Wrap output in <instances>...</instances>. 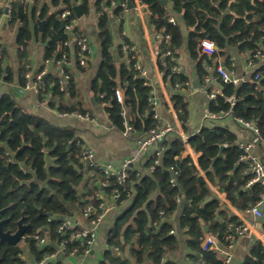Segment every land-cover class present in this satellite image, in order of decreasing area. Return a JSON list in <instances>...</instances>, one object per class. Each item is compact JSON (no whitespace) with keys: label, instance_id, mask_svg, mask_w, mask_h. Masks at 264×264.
<instances>
[{"label":"trees","instance_id":"16d2710c","mask_svg":"<svg viewBox=\"0 0 264 264\" xmlns=\"http://www.w3.org/2000/svg\"><path fill=\"white\" fill-rule=\"evenodd\" d=\"M78 1L81 0H53L54 5L63 7L48 16L46 9L38 13L36 9L26 7L21 0L11 2L10 21L21 20L17 40L22 45L19 53V73H22L23 85L29 81L26 75L30 63L28 47L34 36L46 43L45 59L56 61L65 55L70 60L69 46L64 45V42L71 37L65 28H62L61 15L66 9L72 12L64 19L65 24L77 17L74 4ZM114 1L117 3L113 4ZM140 1L148 5L156 30L164 36L170 35L168 44L166 39H162L165 45L162 48L164 52L170 50L172 56H163L160 53L159 66L164 73V79L172 88L178 83L181 84L180 88L174 90L172 100L179 117L182 120L187 119L188 101L181 89L189 81V76L172 70L176 65L175 59L172 58L177 56L176 51L183 43L181 27L177 22L170 20L168 9L160 0ZM171 1L176 10L182 12L185 24L190 28L189 47L193 56L198 58L197 74L203 84L209 76L204 63H212L206 56H199L203 38L213 39L222 54L226 53L228 44L238 46L241 51H249L253 56L261 50L260 44H264V0ZM82 3L87 12L89 0H82ZM122 3H127V0H96V5L102 9L98 24L102 63L95 87L104 95L113 125L121 131H126L127 127L131 126L132 131L143 136L159 124L154 117L155 112L150 101L153 95L152 85L134 66L136 57L118 67L111 50V19L125 10L126 6ZM38 18H46L42 30L39 29ZM74 33H81L77 26ZM77 63L79 68L83 67L78 57ZM65 69L71 74L68 88L61 90V76L50 71L44 77L46 88L39 92L40 99L47 100L49 94L59 98L66 93L75 96L76 83L72 67L66 66ZM13 73V68L3 62L0 66V79L10 82L13 80ZM219 80L221 92L211 99L209 111L220 113L230 110V114L233 113L236 118L256 121L264 139V68L255 71L250 81L239 85L224 82L222 77ZM119 87L123 91L122 102L117 101L115 96ZM208 91H211V87H208ZM230 97L235 98L234 104L229 100ZM55 102L52 101V105H55ZM59 110L62 113L73 112L70 107L62 105ZM78 111L80 114L88 112L83 107ZM235 140L236 135L223 126H203L196 133L190 134L189 144L201 152L197 166L192 157L184 156L187 144L181 135L176 134L169 139L167 136L159 144L161 153L154 152L143 163L144 168L148 170L146 173H143V168L133 167L124 182L113 176L104 186L100 183L106 179L103 170L91 164L90 171H94L98 176H93L92 182H87L84 192L80 194L79 185L86 177L84 155L87 148L76 134V129L53 125L45 117L27 111L12 95L2 94L0 201L2 207L9 206L7 212L12 214L13 220L22 214L27 216L31 228L25 235H47L49 240L51 239L52 242L44 247L38 245L35 239L27 240L37 261H40L55 253V243L59 246L65 243L68 255L76 247L79 252L87 249L86 242L71 240L73 230L58 231L66 218L73 215L66 202L84 210L88 205L96 207V213L88 217V220H91L104 211L100 207L103 199L99 197L98 192L106 191L114 195L118 192V203L130 200V204L111 227L108 247L99 264H177L168 257L179 245L177 236L170 233L174 228L171 216L179 206V198L184 196L190 203L185 207L181 225L189 235L188 246L192 251L191 255L198 262L202 259L212 264H224V260L214 251L202 249L206 236L203 223L208 224L209 230L224 240L242 222L235 215H225L223 220L216 219L223 213L218 212L221 203L215 198L206 201L211 195V189L200 171H205L210 181L224 183L223 189L227 192L229 200L239 208L246 209L256 203L262 189L259 184L247 186L251 175L245 173L247 165L240 161L242 150L235 144ZM222 144L226 145L224 156L218 158L210 169ZM156 160L158 163H155ZM231 173L235 175V180H231ZM44 227H48L49 231H43ZM117 247L119 251L115 249ZM123 252L128 254L124 256ZM24 253L20 246L6 249L1 245L0 264H23L27 262ZM49 264L64 263L51 261ZM245 264H264V245L260 241L257 240L253 244Z\"/></svg>","mask_w":264,"mask_h":264},{"label":"crops","instance_id":"0c3cea01","mask_svg":"<svg viewBox=\"0 0 264 264\" xmlns=\"http://www.w3.org/2000/svg\"><path fill=\"white\" fill-rule=\"evenodd\" d=\"M14 0H0V48L3 51L4 63L14 70L13 80L7 82L0 79V95L10 94L13 98L27 111L45 117L53 125L59 127H70L76 129V134L84 141L85 146L93 154L94 166L112 163L119 168L126 157H128L136 148L137 140L141 137L138 132L121 131L117 129L110 120L107 112V104L104 100V95L101 90L95 87L97 73L102 63L101 41L99 37V18L102 9L96 5V0H89L87 12L84 9L82 17H77V27L82 34L89 37L90 53L88 55L87 63L82 67H78L76 46L69 45V54L71 60V67L76 83V94L72 97L66 93L62 98L47 95V100L40 99L39 93L36 92L32 83L23 85L21 83L22 73H19V53L22 50V45L18 43L17 34L21 25V20L11 22L8 20L5 13V5ZM135 7L125 10L118 16L111 19V31L113 36V44L111 47L114 60L119 67L127 61L126 53L122 48V40H128L135 47V57L146 70L149 83L152 85L153 96L158 103V112L160 113L164 122L170 123L175 130L168 134V139L179 134V132L186 135L196 133L203 126L215 127L223 126L228 128L236 135V145L246 143L253 137V132L246 128L242 123L237 121L236 116L231 113L217 118L208 116L209 104L211 101L210 92L221 88L220 75L217 72V66H224L228 71L232 72L235 77L239 78L241 82L250 81L255 71L264 68V44H260L261 54L253 56L249 51H241L238 46L228 44L225 48L226 53L220 52L219 46L215 43L216 52L213 54L206 53L202 50L200 57L206 56L210 62L204 63L209 71V76L206 77V83L201 81L197 74L198 58H195L189 47V31L190 28L185 24L182 12H178L171 0L167 4L169 18H174L175 22L179 24L182 31L183 43L176 51L175 62L178 67V72H182L189 76L182 87V92L185 94L188 101V118L182 120L174 106L172 95L175 87L172 88L170 84L164 79V73L159 66L160 53L164 55L163 42L156 38V28L151 20V11L147 4L140 0H133ZM82 2L78 1V3ZM26 7L36 9L38 13L46 9L47 16L59 11L63 5H54L53 0H30ZM83 5V3H82ZM231 11V10H230ZM46 16V18H47ZM46 18L40 19L44 23ZM43 23V25H44ZM39 26V25H38ZM203 39H211L209 37ZM214 41L213 39H211ZM168 44V40L166 41ZM215 42V41H214ZM45 46L46 43L41 38L34 36L28 47V57L30 63L28 64L29 81L33 82L35 75L41 71L45 61ZM163 56H161L163 58ZM251 61V63H250ZM173 66V67H174ZM50 71L55 73L57 71L56 65H52ZM176 72V71H175ZM216 74V75H215ZM218 74V75H217ZM198 81L200 87L193 83ZM185 82V81H184ZM211 87V91H208ZM178 89V88H177ZM52 101H56L52 105ZM70 107L73 112L62 113L60 106ZM86 109L91 117L81 118L78 116V109ZM186 128V129H185ZM184 156H190L197 166H199V157L201 152H198L192 147L189 142ZM226 147V145H225ZM158 147H152L147 151L144 157L134 164V168H143V173L148 170L144 168L143 163L149 159V156L156 152ZM253 154L257 155L264 163V140L260 141L253 148ZM161 153V152H160ZM92 164V165H93ZM202 177L205 178L210 185L211 195L206 201L217 199L221 203L219 214L216 219L223 220L225 215H235L238 219L246 224L252 236L251 240L248 236L239 237L232 248H228L225 238L224 240L218 236L217 233L209 230L208 224L203 223L205 235H210L216 241V250L214 252L221 259H225V253L231 254V260L224 262V264H245V260L251 253L253 244L258 240L264 245V216L257 218L249 208L242 209L234 205L228 198L227 192L223 187L224 183L219 181L212 182L208 179L206 172L201 170ZM97 175L94 171H90L85 175V179L79 185V193L84 192L86 183L92 182L93 176ZM98 176V175H97ZM231 180H235V175L231 173ZM106 205L103 217L97 224V235L94 245L91 247L89 253H77L68 255L56 243L53 245L56 249L55 257L52 259L54 263L63 261L64 264H99L103 259V253L108 247V237L111 227L114 225L118 216L128 207L130 200L118 203L117 197L114 194L106 191H100ZM240 202V199L237 198ZM179 206L171 216V221L174 226L172 235H176L179 240V245L176 249L169 253L168 257L174 260L177 264H198L199 262L191 255V249L188 246L189 235L186 233V228L181 225V217L184 213L185 207L189 205V201L184 197L179 198ZM67 207L73 212V215L68 216L80 227H90V221L85 216L84 209L79 206L66 202ZM264 211V205H263ZM47 228V230L45 229ZM43 231L48 232V227ZM171 230V231H172ZM47 236V235H46ZM51 239L47 241L50 244ZM20 246V245H18ZM21 247V246H20ZM44 247V246H43ZM25 253V258L30 264H36L37 259L30 245L25 244L21 247ZM119 251L118 247L115 248ZM124 256L128 252L124 253ZM196 255H199L196 253ZM197 261V262H196Z\"/></svg>","mask_w":264,"mask_h":264},{"label":"built area","instance_id":"2783aa9c","mask_svg":"<svg viewBox=\"0 0 264 264\" xmlns=\"http://www.w3.org/2000/svg\"><path fill=\"white\" fill-rule=\"evenodd\" d=\"M24 4H28L30 2V0H21ZM117 2L114 1L113 4H116ZM124 6H126V3H122ZM5 8L8 9V14H7V18L8 20H11V9H12V3L8 2L5 5ZM72 14V12L69 9H66L61 17L62 19H66L67 17H69ZM172 22H175L174 18L170 19ZM77 25V17H73L69 23L65 24V31L67 34L70 35L71 39L67 40L64 42V45L69 46L71 44H74L76 46V49L78 48L77 52H76V56L79 58L80 61V65L84 66L87 63L88 60V55L90 53V40L89 37L85 34H75L74 33V28ZM164 35L161 34V32H156V38L159 40L162 39H166V41L170 38L169 34H166L164 37ZM201 46H202V50H204L206 53L209 54H213L216 52V47H215V42L212 41L211 39H203L201 42ZM122 48L124 50V52L126 53L127 56V61L130 62L131 59L135 58V47L126 39L122 40ZM259 54H261V50L259 49L255 56H258ZM164 55L166 56H172V52L170 50H167L164 52ZM174 59V58H172ZM4 62V55H3V51L0 48V66L2 65V63ZM251 63V61H250ZM56 65L57 68V73L61 76L60 79V87L61 90H66L69 86V82L71 79V74L69 72L66 71L65 67L66 66H71V60L67 59V57L64 55L62 58L54 61L52 59H45L44 61V65L41 69L40 72L37 73V75H35V79L33 82V78L32 80L28 81V85H30L32 83V86H34L35 90L37 93H39L40 91H44L46 86L44 83V77L47 73L50 72V68L52 65ZM134 66L136 67V69H138L140 71V73L146 77L147 76V70L138 62L136 61ZM173 71H178V67L174 66L172 68ZM217 72L218 74L222 77L224 82H230V83H234L236 85L241 84V80L237 77L234 76V74L230 71H228L224 66H217ZM260 72L257 74L259 75ZM27 77H29V74L27 75ZM181 84L178 83L175 86V89L180 88ZM221 92V88L214 90L210 93V97L213 99L217 96L218 93ZM115 96L117 101L122 102L123 101V91L122 89L119 87L116 89L115 91ZM152 106H153V111L155 112L154 117L158 120V126L151 129L147 134H144L143 136H141L138 140H137V146L135 148V150L124 159V161L122 162V165L117 168L116 166H114L112 163H106L103 165H98V167H100L104 174L106 179L101 181L100 183L102 185H107V183L109 182V178L110 177H117V179L120 182H124L130 171H132L133 166L136 162H138L139 160H141L144 155L147 153V151H149V149H151L152 147H158L156 152L160 153L161 152V148H159V144L168 136V134L175 130V128L167 122H164L160 113L158 112V103L156 101V99L154 98V96L152 95V97L150 98ZM229 100L231 101L232 104L235 103V98L234 97H230ZM230 110L229 111H222L220 113H215V112H208V116L211 118H217V117H221L227 114H230ZM78 116L81 118H90L91 115L89 112L87 113H83L80 114L78 113ZM237 121L242 123L246 128H248L249 130H251L253 132V137L246 143H240L238 146L239 148L242 150L241 156H240V161L245 163L246 166V170L245 173L250 174L251 175V179L249 180L247 186H252L254 184H259L262 191L260 193L259 199L256 203H254L253 205H251L249 207V210L257 217V218H262L264 216V211H263V205H264V163L263 161L255 154H253V148L255 147V145H257V143H259L260 141H263V137H262V133H261V129L260 127L257 125L256 121L254 120H245L243 118L238 117ZM126 131L130 132L132 131V127L128 126ZM199 131V130H198ZM179 135H181V137L183 138V140L185 141V143H188V138L189 135H186L184 133L179 132ZM87 158L93 159V154L92 152L87 149L84 155V160L86 161ZM155 163H158V160L155 161ZM93 164V162H92ZM154 167V166H153ZM152 169V168H151ZM120 194L117 192L115 193V197H119ZM99 197L101 199H103L101 197V195L99 194ZM100 207L102 209H106V205L104 203V201L102 200V202L100 203ZM97 208L93 207L92 205H88L85 210V216L88 218L91 214L96 213ZM103 211V213H104ZM103 213L102 214H98L95 218H92L90 221V227H81L79 229L80 226H78L77 223H75L73 220L71 219H66L64 221V223L62 225L59 226L58 231H65L67 229H71L73 230L72 235H71V240H81L82 243H84V239L86 240V243L91 246L92 244L95 243L96 240V235H97V224L100 222V220L103 217ZM174 230L171 231V233H173ZM248 236L251 240L254 239V237L251 234V231L249 229V227L246 224L241 223L240 225H237L232 232H230L226 239V244L228 248H232L237 239L239 237L242 236ZM24 240H28V239H35L37 244L40 246H45L47 241L49 240V237L44 235L41 236L39 234H27L24 235ZM61 249L63 251H66V244L62 243L60 245ZM202 249L203 250H209V251H214L216 250V241L214 240V238L210 235H207L204 237L203 242H202ZM90 249H84L82 251L79 252V248L76 247L72 253L70 255H74L77 253H89ZM56 253H52L49 256H46L45 258H43L40 261H37L36 264H49L52 259L55 257ZM23 260H25V258H22ZM231 260V254L229 252L225 253V259L224 262H229ZM23 264H28L26 261ZM198 264H212L210 262H206L204 260H200V262Z\"/></svg>","mask_w":264,"mask_h":264},{"label":"water","instance_id":"95a60500","mask_svg":"<svg viewBox=\"0 0 264 264\" xmlns=\"http://www.w3.org/2000/svg\"><path fill=\"white\" fill-rule=\"evenodd\" d=\"M167 1L168 0H161V2L163 4H167ZM134 7H135L134 1L133 0H127L126 8L127 9H132ZM74 10H75L76 16L78 18L82 17L83 14H84L82 2H80L78 4H74ZM19 12H20V15H21V7H19ZM5 13H6V15L8 14V9L7 8L5 9ZM43 23L44 22L42 20L38 19V25H39V29L40 30L43 29ZM64 27H65V23H64V20H62V28H64ZM193 84L195 86H198V88L200 87V83L198 81H195ZM184 120H186V119L184 118ZM224 148H225V144H222L220 146L219 154L213 159V163H212L210 169L213 168V164L218 158L224 156L223 155ZM85 162L86 163H85L84 173H85V175H88L89 172H90V167H91V164H92L93 160L90 159V158H87ZM3 211H1V212H3ZM51 215H53V213H51ZM5 220L0 221V239L1 240H5V241H7L8 243H10L12 245H19L22 242L23 236L25 235V231L27 232V229L30 228L31 225L30 224L21 225V221H20L19 222L20 226L15 232H12L11 230L4 231L3 227L1 226V223H3ZM45 229L47 230V228H45ZM40 230L41 229H38V231H40Z\"/></svg>","mask_w":264,"mask_h":264},{"label":"flooded vegetation","instance_id":"af4514ba","mask_svg":"<svg viewBox=\"0 0 264 264\" xmlns=\"http://www.w3.org/2000/svg\"><path fill=\"white\" fill-rule=\"evenodd\" d=\"M8 210H9V206L2 207V202L0 201V221L6 219L3 223H1V226L3 227L4 231L11 230L12 232H15L20 226V224H19L20 221H21V225H27V224L31 225L27 216H25L24 214H22V216H20L16 220H13L12 214L7 212ZM1 211H3V212H1ZM30 228H31V226H30ZM30 228H28L27 231ZM25 233H26V231H25ZM1 245L6 249L11 248L12 246H18V245H12V244L8 243L7 241L0 239V246Z\"/></svg>","mask_w":264,"mask_h":264},{"label":"rangeland","instance_id":"374dc122","mask_svg":"<svg viewBox=\"0 0 264 264\" xmlns=\"http://www.w3.org/2000/svg\"><path fill=\"white\" fill-rule=\"evenodd\" d=\"M25 244H28L26 240H24V237H23V240L22 242L19 244L21 247L24 246Z\"/></svg>","mask_w":264,"mask_h":264},{"label":"bare ground","instance_id":"6f19581e","mask_svg":"<svg viewBox=\"0 0 264 264\" xmlns=\"http://www.w3.org/2000/svg\"><path fill=\"white\" fill-rule=\"evenodd\" d=\"M66 219H69V218H66ZM84 242H86V240L84 239ZM87 244V243H86ZM94 244H92L91 246H89L88 244H87V249L89 248V249H91V247L93 246ZM28 264H30L29 262H28Z\"/></svg>","mask_w":264,"mask_h":264},{"label":"clouds","instance_id":"9594fccd","mask_svg":"<svg viewBox=\"0 0 264 264\" xmlns=\"http://www.w3.org/2000/svg\"><path fill=\"white\" fill-rule=\"evenodd\" d=\"M23 240V239H22Z\"/></svg>","mask_w":264,"mask_h":264}]
</instances>
